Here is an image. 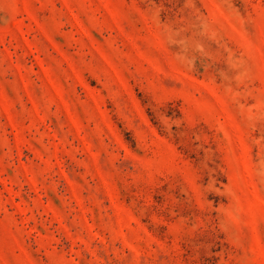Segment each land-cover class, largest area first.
Listing matches in <instances>:
<instances>
[{"label": "rangeland", "instance_id": "obj_1", "mask_svg": "<svg viewBox=\"0 0 264 264\" xmlns=\"http://www.w3.org/2000/svg\"><path fill=\"white\" fill-rule=\"evenodd\" d=\"M0 264H264V0H0Z\"/></svg>", "mask_w": 264, "mask_h": 264}]
</instances>
